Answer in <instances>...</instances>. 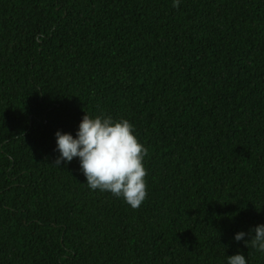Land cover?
I'll use <instances>...</instances> for the list:
<instances>
[{
  "label": "trees",
  "instance_id": "1",
  "mask_svg": "<svg viewBox=\"0 0 264 264\" xmlns=\"http://www.w3.org/2000/svg\"><path fill=\"white\" fill-rule=\"evenodd\" d=\"M84 112L134 125L139 207L53 165ZM258 223L264 0H0V264H264Z\"/></svg>",
  "mask_w": 264,
  "mask_h": 264
},
{
  "label": "clouds",
  "instance_id": "2",
  "mask_svg": "<svg viewBox=\"0 0 264 264\" xmlns=\"http://www.w3.org/2000/svg\"><path fill=\"white\" fill-rule=\"evenodd\" d=\"M179 4L180 0H172V7ZM53 135L54 151L58 153L53 165L58 168L61 162L67 164L77 158L90 190L110 192L133 209L143 203L147 175L143 161L147 149L139 142L129 120L84 112L74 135L59 129ZM232 239L264 254V223L256 224L248 232L237 231ZM225 264H247V259L237 251L225 255Z\"/></svg>",
  "mask_w": 264,
  "mask_h": 264
}]
</instances>
